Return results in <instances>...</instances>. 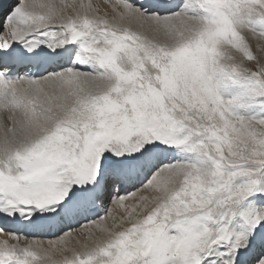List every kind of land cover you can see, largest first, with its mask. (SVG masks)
<instances>
[{
	"label": "snow or ice",
	"instance_id": "obj_1",
	"mask_svg": "<svg viewBox=\"0 0 264 264\" xmlns=\"http://www.w3.org/2000/svg\"><path fill=\"white\" fill-rule=\"evenodd\" d=\"M0 264H264V0H0Z\"/></svg>",
	"mask_w": 264,
	"mask_h": 264
},
{
	"label": "bare ground",
	"instance_id": "obj_2",
	"mask_svg": "<svg viewBox=\"0 0 264 264\" xmlns=\"http://www.w3.org/2000/svg\"><path fill=\"white\" fill-rule=\"evenodd\" d=\"M93 3H101V4H103V0H93Z\"/></svg>",
	"mask_w": 264,
	"mask_h": 264
}]
</instances>
